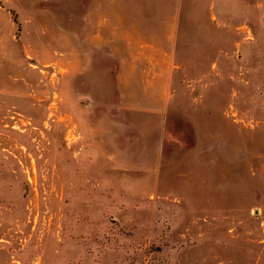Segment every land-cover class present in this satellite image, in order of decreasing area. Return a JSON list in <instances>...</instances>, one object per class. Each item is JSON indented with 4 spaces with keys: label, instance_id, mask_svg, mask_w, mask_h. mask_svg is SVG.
I'll return each instance as SVG.
<instances>
[{
    "label": "rangeland",
    "instance_id": "1",
    "mask_svg": "<svg viewBox=\"0 0 264 264\" xmlns=\"http://www.w3.org/2000/svg\"><path fill=\"white\" fill-rule=\"evenodd\" d=\"M0 264H264V0H0Z\"/></svg>",
    "mask_w": 264,
    "mask_h": 264
},
{
    "label": "crops",
    "instance_id": "2",
    "mask_svg": "<svg viewBox=\"0 0 264 264\" xmlns=\"http://www.w3.org/2000/svg\"><path fill=\"white\" fill-rule=\"evenodd\" d=\"M153 1L156 3V2H159L160 0H153ZM216 1L218 2L220 0H216ZM159 11H160L159 16H155V22L158 20L157 22H158L159 30H147V32L145 34H150V36H152V35H154L155 32H160V33L163 32V35L162 36L160 35V37H163V44H160L157 46V45H154L153 43H150V42H144L143 44L140 45V48H138L137 50L141 53H151V52L162 53L163 59L165 58V60L156 61V62H150L149 61L150 65L155 67V63H158L157 67H159V68H170L171 62H170L169 58L166 61V54L171 53V47L170 46L172 43V38H171L172 14H171V10H170L169 6H168V9L166 10L165 2L163 5V8L160 7ZM102 31L103 30L98 31L97 34L93 36V39L95 38L94 42L99 41V44H97V43L93 44V49H94V47H95V49L98 47L97 49L102 51V49L104 48V46L102 48V45H103L102 44V36L103 35L101 33ZM134 31L135 30H132V35H134L133 34ZM166 36H167V42H166ZM166 43H167V45H166ZM152 63H154V64H152ZM150 65H149V67H150Z\"/></svg>",
    "mask_w": 264,
    "mask_h": 264
}]
</instances>
